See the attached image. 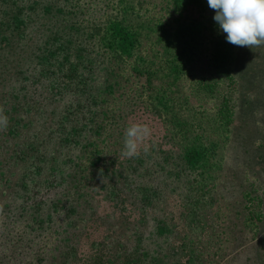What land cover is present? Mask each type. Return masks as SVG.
<instances>
[{
	"label": "trees",
	"instance_id": "16d2710c",
	"mask_svg": "<svg viewBox=\"0 0 264 264\" xmlns=\"http://www.w3.org/2000/svg\"><path fill=\"white\" fill-rule=\"evenodd\" d=\"M196 2L0 0V116L7 118L0 131L8 137L6 160L0 156V264H48L54 237L69 229L66 219L72 213L86 214L88 210V219L97 214L99 206L93 205L94 197L117 212L140 214L144 220L150 217L159 193L165 198L178 196L180 185L174 176L181 175L170 165H180L181 144L167 143L169 148L152 145L144 152L125 156L122 153L127 125L119 114L114 122L121 130L114 141L120 148L108 155L97 145L104 122L97 117L107 111H98L94 106L116 99L118 94L120 99L125 97L123 87L110 85L109 71H103L104 81L96 84L102 72L97 56L113 65L116 77L138 83V77L120 73L136 67V73L147 79L139 87L144 94L152 92L150 83L166 86L175 75L182 76L192 88L184 92L183 105H189L191 100L198 102L203 98L198 87L213 83L193 82L195 59L191 54L184 58L186 47L179 45L184 36L197 34L198 17L185 16L187 7ZM198 13L205 15L203 10ZM175 16L178 24L172 25L170 21ZM34 32L37 37L29 42L31 51L20 53L18 43L26 35L31 38ZM118 33H122V38L114 41ZM128 33L132 34L130 41ZM162 39L172 41L169 47H175L173 55L162 56L166 60L160 65L146 64L150 56L158 54ZM122 49L128 50L133 67L121 60L126 57L121 54ZM140 60L146 65H139ZM163 71L169 73L167 77H160ZM232 71L225 75L231 85L239 81ZM229 104L218 109L225 123L237 118L234 103ZM21 127L26 132L17 140L16 132ZM169 136L167 132L165 137ZM243 146L244 141H236L231 154H238ZM186 150L184 146L182 157L188 165L186 157L192 154ZM83 175L103 180L104 188L86 194L80 182ZM82 201L89 204H78ZM258 213L261 215V211ZM130 228L126 222L125 232L114 240L107 233L110 238L104 239L101 254L93 264H154L151 253L135 247L141 245L147 231L136 228L133 232ZM127 232L132 233L123 238ZM258 246L263 248L259 243ZM68 250L74 254L76 249L72 245Z\"/></svg>",
	"mask_w": 264,
	"mask_h": 264
},
{
	"label": "rangeland",
	"instance_id": "374dc122",
	"mask_svg": "<svg viewBox=\"0 0 264 264\" xmlns=\"http://www.w3.org/2000/svg\"><path fill=\"white\" fill-rule=\"evenodd\" d=\"M204 1L198 0L187 7V18L191 14L198 17L197 34L186 35L179 43L186 47L182 52L184 58L191 54L195 59L193 82L213 83V86L198 87L199 94L203 95L198 102L191 100L189 105H183L184 92L192 88H188L190 81L179 75H175L166 86L150 83L152 92L141 93L139 87L147 79L136 73L138 69L132 66L128 50L122 49L121 54L126 57L121 60L131 65L133 71L120 73L126 77L131 75L133 79L138 77V83L116 77L117 72L112 73L113 65L97 56L98 68L102 72L96 84L104 81L103 71H109L110 85L123 87L125 93L123 99L118 94L116 99L109 98L94 106L98 111H107L97 117L104 120L96 138L97 145L108 155L120 148L114 141L121 130L114 122L119 114L124 117L127 127L135 124L148 129V135L138 141L137 152H144L152 145L169 148L167 143L181 144L180 165H170L181 175L174 176L180 185L178 196L165 198L159 193L150 217L144 220L140 219V214L117 212L98 196L94 197L93 205L99 206L97 214L88 219V210L86 214L72 213L66 219L69 229L60 237H54L49 246L53 250L47 252V256L50 252L48 264H93L101 254L104 239L110 238L106 234L109 233L110 239L114 240L125 232L126 222L130 223L132 231L136 228L147 231V237L135 247L146 254L151 253L154 258L150 261L154 264H264V43L238 46L227 42L226 33L213 20L215 10ZM201 10L205 13L203 17L198 13ZM176 17L170 24H178ZM41 31L39 25L38 32ZM36 37L35 32L31 38L26 35L18 43V51L30 52L29 42ZM127 37L130 41L132 34L128 33ZM121 38L122 33H118L114 41ZM161 41L163 46L157 49L158 54L150 56L146 64L160 65L166 60L162 56L173 55L175 47H169L172 41ZM99 50L104 51V48L99 46ZM216 53L220 56L216 57ZM139 63L146 65L144 60ZM231 70L234 78L239 79L233 85L225 76ZM168 74L163 71L159 75L167 77ZM224 99L231 105L234 103L237 109V118L228 123L221 120L218 111L224 104H229ZM25 132L24 127L18 128L17 140ZM167 132L169 138L165 137ZM108 138L107 147H104ZM238 140L244 141V146L238 154H231ZM7 143L6 132L0 131V156L4 161ZM184 146L186 152L192 154L186 157L190 161V164L187 162L189 167L182 157ZM61 147L65 149V146ZM80 182L88 195L104 188V181L96 177L83 175ZM249 190L251 192L247 194ZM161 201L163 203L159 204ZM78 204L89 203L82 201ZM84 223L86 227H82ZM130 233L123 238H128ZM258 243L263 248H259ZM72 245L76 249L74 254L68 250ZM129 264H133L132 261Z\"/></svg>",
	"mask_w": 264,
	"mask_h": 264
},
{
	"label": "clouds",
	"instance_id": "9594fccd",
	"mask_svg": "<svg viewBox=\"0 0 264 264\" xmlns=\"http://www.w3.org/2000/svg\"><path fill=\"white\" fill-rule=\"evenodd\" d=\"M214 9L213 20L226 33L225 40L238 46L264 43V0H207ZM7 118L0 116V125ZM148 135L146 126L130 125L124 132L123 155L137 154L138 141Z\"/></svg>",
	"mask_w": 264,
	"mask_h": 264
}]
</instances>
